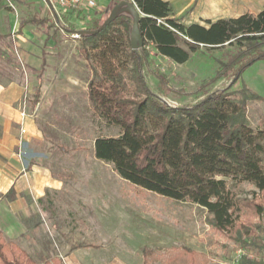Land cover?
<instances>
[{
  "label": "trees",
  "instance_id": "16d2710c",
  "mask_svg": "<svg viewBox=\"0 0 264 264\" xmlns=\"http://www.w3.org/2000/svg\"><path fill=\"white\" fill-rule=\"evenodd\" d=\"M132 1L142 15L139 29L143 46L137 54L130 48L126 18H118L98 34L78 41L81 55L92 63L91 78L86 83L89 107L107 126L120 130L116 137L94 140L95 159L111 165L133 187L203 209L216 233L241 250L256 251L253 258L239 257L237 264H264V245L257 236V222L264 218V123L261 128H252L246 115L248 102L263 100L244 85L232 91L249 67L264 60V10L206 21V27L185 26L172 18L167 2ZM77 9L69 15L80 17L83 31H95L105 20L101 16L86 19ZM61 21L67 34L77 31L66 16ZM3 39L0 36V41ZM149 45L176 65L188 62L200 47L222 49L234 45L237 50L191 94L173 90L162 74L151 72L163 92L180 98L198 96L193 104L173 107L154 94L145 81ZM44 68L43 60L32 107L38 103ZM220 81L227 85L214 89ZM230 183H246L256 192L250 199L239 198ZM38 204L43 213L51 215L49 192ZM155 260L154 252L142 250V264ZM0 264L39 263L0 233ZM165 264H208V260L182 248Z\"/></svg>",
  "mask_w": 264,
  "mask_h": 264
},
{
  "label": "rangeland",
  "instance_id": "374dc122",
  "mask_svg": "<svg viewBox=\"0 0 264 264\" xmlns=\"http://www.w3.org/2000/svg\"><path fill=\"white\" fill-rule=\"evenodd\" d=\"M108 1L93 0L77 11L86 19L105 18L108 6L119 0ZM255 2L258 7L235 13L262 11L264 0ZM53 7L64 27L61 18L66 16L77 30L83 28L79 16H70L69 11ZM232 12L234 9H229L228 16ZM0 36L4 37L0 41V81L36 83L40 62L27 65L22 53L32 57L38 53L45 61L42 81H60L74 86L72 90L77 92L80 87L74 84L75 79L87 83L91 78L92 63L81 55L78 41H73L70 34L55 25L43 0H0ZM146 50L150 62L144 69L147 85L175 107L193 104L198 96L180 98L163 92L151 72L162 74L173 90L191 94L202 82L212 78L237 48L234 45L222 49L200 47L183 65L160 56L152 45ZM226 85L220 81L214 89ZM232 91L235 90L232 88ZM47 103L46 118L41 123L46 143L40 160L64 186L61 192L51 194V215L34 219L31 231L21 242L20 246L37 263L63 261L76 255L83 264H142L144 248L154 252L153 264H165L170 255L182 248L204 255L208 264H237L243 255L251 258L256 255L255 250H241L216 233L203 209L133 187L111 165L96 160L94 140L116 137L120 130L107 126L92 113L85 94L66 98L51 96ZM246 115L252 128H261L264 104L248 102ZM230 185L242 199H250L256 192L246 183ZM257 223L258 240L264 245V218Z\"/></svg>",
  "mask_w": 264,
  "mask_h": 264
},
{
  "label": "crops",
  "instance_id": "0c3cea01",
  "mask_svg": "<svg viewBox=\"0 0 264 264\" xmlns=\"http://www.w3.org/2000/svg\"><path fill=\"white\" fill-rule=\"evenodd\" d=\"M162 1L170 4L172 18L185 26L194 24L206 27V21L236 18L243 13L235 11L258 7L256 0ZM261 6L264 8V4ZM229 9H234V13H229L228 16ZM259 12L249 13L255 15ZM48 43H51L50 40ZM21 55L25 56V64L33 65L39 61L41 67L43 60L38 53H33V57L26 53ZM75 83L80 87L77 92H73L74 86L65 85L60 81L41 80L38 103L32 107L31 100L37 81L35 84L21 80L0 81V233L8 242L20 246L31 231L32 221L43 219L46 215L38 202L47 192L51 195L63 189L62 181L40 160L44 157L42 148L46 143L41 123L46 118V105L51 96L66 98L75 97L80 93L85 94L88 100L86 83L77 79ZM243 85L261 97L263 101L259 102L264 104V60L249 67L233 89L238 91ZM75 256L64 258L62 264H83Z\"/></svg>",
  "mask_w": 264,
  "mask_h": 264
},
{
  "label": "water",
  "instance_id": "95a60500",
  "mask_svg": "<svg viewBox=\"0 0 264 264\" xmlns=\"http://www.w3.org/2000/svg\"><path fill=\"white\" fill-rule=\"evenodd\" d=\"M46 4L47 8L49 9V12L51 13L55 25L60 28V30L64 31L65 27L61 24L59 21L53 5L50 3L49 0H43ZM106 17L104 22L101 24V26L95 30V31H75L72 33H78L80 37H90L98 34L101 32L104 28H106L109 24H111L113 21H115L118 18H126L127 24H128V38L130 43L131 51L134 54H137L138 51L143 46V38L141 31L139 29V22L142 18L141 13L136 8V6L133 3H130L125 0H119L114 1L111 3L110 6H108L106 13Z\"/></svg>",
  "mask_w": 264,
  "mask_h": 264
},
{
  "label": "built area",
  "instance_id": "2783aa9c",
  "mask_svg": "<svg viewBox=\"0 0 264 264\" xmlns=\"http://www.w3.org/2000/svg\"><path fill=\"white\" fill-rule=\"evenodd\" d=\"M49 1L53 6H56L59 10L68 12L73 9L81 8L83 4H89L93 0H49ZM70 37L73 41H79L81 38L78 33H71Z\"/></svg>",
  "mask_w": 264,
  "mask_h": 264
}]
</instances>
